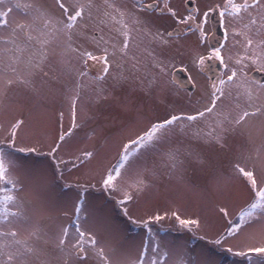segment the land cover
Listing matches in <instances>:
<instances>
[{
    "label": "snow or ice",
    "instance_id": "obj_1",
    "mask_svg": "<svg viewBox=\"0 0 264 264\" xmlns=\"http://www.w3.org/2000/svg\"><path fill=\"white\" fill-rule=\"evenodd\" d=\"M0 6V113H7L14 97L39 95L50 82L66 89L70 126L59 132L46 153L54 162L53 176L59 173L60 179L69 165V172L79 171L102 159L98 142L109 140V131L100 125L90 129L92 135L85 131L96 121L95 112L88 114L86 89L97 103L126 84H138L151 95L161 89L160 81L167 74L173 38L198 34V42L207 40L206 26L213 13L219 15L225 37V44L207 56L196 50L190 55L200 72L211 60L225 71L209 79L196 101L189 98L187 111L174 107L126 135L122 132L114 161L99 173L97 182L110 195L117 194L124 215L145 230L139 245L114 246L107 228L92 219L87 212L88 189L94 187L90 182L76 185L71 208L60 210L59 222L37 219L48 206L30 200L28 193L46 183V176L19 174L16 156L38 152L35 145L18 146L28 121L0 124L4 134L0 140V264H168L172 254L156 239L152 224L170 218L194 231L201 229L202 221L182 218L178 208L161 210L163 193H152V189L163 177L182 183L187 168L203 163L206 147L216 152L227 149L230 166V174L213 177L224 198L216 205V214L226 224L211 242L228 244L226 250L247 264H264V80L257 81L248 73L249 65L264 71V0H213L203 9L193 6L190 11H181L171 0H0ZM16 12L23 21L15 18ZM148 12L171 18L176 27L171 31L153 28ZM93 69L98 70L90 76ZM64 116L59 110L61 129ZM254 130L260 137L258 145ZM81 132L97 143L74 152ZM236 138L242 141L233 150L229 140ZM235 180L244 184L248 198L233 215L227 200ZM149 194L155 212L147 219H133L126 205ZM253 240L258 242H249ZM176 264L190 261L178 252Z\"/></svg>",
    "mask_w": 264,
    "mask_h": 264
},
{
    "label": "rangeland",
    "instance_id": "obj_2",
    "mask_svg": "<svg viewBox=\"0 0 264 264\" xmlns=\"http://www.w3.org/2000/svg\"><path fill=\"white\" fill-rule=\"evenodd\" d=\"M192 1L193 6H200L202 9L206 4L213 2V0ZM171 2L181 11H184L185 8L188 11L192 9L186 7L184 0H171ZM2 7L0 6V10ZM146 15L151 17L153 28L171 31L176 27L171 18L161 17L153 12H148ZM14 16L19 21L24 19L19 12L14 13ZM206 28L208 36L211 33L209 22ZM222 30L224 33L223 27ZM232 43V38L229 37L228 46L231 47ZM144 44L146 45L147 41ZM223 44H225V37ZM173 45L168 52L167 74L160 81L161 89L154 91L151 95L141 91L138 84L135 87L126 84L123 88H117L109 93L106 100L97 103L95 96L87 89L85 90L88 114L91 116L95 112L96 115V121L89 124L85 131L92 135L90 129L100 125L109 131L110 136L106 143L98 142V146L102 148V159L93 161L79 171L69 172L70 165L65 167L63 179L59 178V173L55 177L53 176L54 162L46 153L49 144L58 138L59 132L67 130L70 126L68 107L64 100L66 89L59 83L50 82L39 95L22 94L14 97L7 113H0V124L6 125L7 121L13 119L28 121L29 126L21 133L22 141H18V146L30 144L38 148L36 153H16L19 158V174L27 172L46 176V183L37 186L28 193L30 200L35 201L38 205L43 203L48 206V210L42 215L38 214L37 219L46 223L59 222L57 217H62L60 210L66 206L71 208V203L78 191L76 185L90 182L94 187L88 189L87 212L91 214L93 220L102 223L107 228V236L113 245H139L145 238V230L132 223L128 216L124 215L122 206L117 203L120 197L117 194L110 195L97 181L103 167L114 161L122 132L126 135L128 130L142 127L148 120L163 116L166 110L171 111L174 107L177 109L183 107L187 111L189 98L193 102L196 101L207 87L209 78L205 73L194 68L190 60L193 50L207 56L212 50L209 48L207 40L198 42V34H190L187 38L181 37L178 40L173 38ZM86 46L90 47L91 45ZM238 48L239 45H237ZM177 67L183 69L191 81L195 82L196 86L193 87L192 92L180 88L172 80V72ZM255 69L259 70L257 66L249 65L250 76ZM97 70H91L89 75H95ZM145 87H147V81ZM90 100L91 102H89ZM176 101L179 103H173ZM59 110L65 112L63 129L58 123ZM253 134L258 145L260 143L259 134L256 130ZM3 139L4 134L0 133V140ZM241 141L242 138L230 139L229 145L235 150ZM96 143L95 138L89 140L81 132L79 142L72 151L90 149ZM225 152H216L206 147L202 154L203 163H197L195 166L187 168L183 173L182 183H178L176 178L170 180L168 177H163L152 189V193H163L159 204L161 210L166 207L178 208L182 218H199L202 221L201 229L194 231L181 228L174 219L170 218L152 224V231L156 239L163 248L172 254L168 264H176V253L178 252H182L185 260L190 261V264H247L243 257L236 256L233 252L226 250L228 244L218 246L211 242L220 231H223L226 224V221H222L216 214V205L223 203L224 198L217 191L213 180L215 175L226 172L230 174V166ZM64 155L67 158V154ZM150 163L151 157L149 158ZM68 184L73 187H67ZM165 185L168 186L165 187ZM247 198L248 194L244 184L239 180L232 181L228 189L227 203L233 215ZM126 207H129V215L137 220L147 219L148 214L154 213L156 210L152 194L126 205ZM63 222L66 224L67 220ZM241 240L243 241L244 237H241ZM232 243L237 242L233 241Z\"/></svg>",
    "mask_w": 264,
    "mask_h": 264
},
{
    "label": "water",
    "instance_id": "obj_3",
    "mask_svg": "<svg viewBox=\"0 0 264 264\" xmlns=\"http://www.w3.org/2000/svg\"><path fill=\"white\" fill-rule=\"evenodd\" d=\"M185 5L188 9H191L193 7V1L190 0V2ZM209 23H210L211 33L208 35L207 44L210 49H215L221 46L223 39V30L219 15L213 13L209 20ZM214 69L215 68H212V70ZM217 70L219 71L220 68L218 67ZM251 76L257 81L264 80V72L255 71L251 74ZM210 78H214V76L211 75ZM172 80L175 83H177L180 86V88L185 89L187 92L193 91V84L189 82L190 79L183 70L181 69L174 70L172 73Z\"/></svg>",
    "mask_w": 264,
    "mask_h": 264
},
{
    "label": "flooded vegetation",
    "instance_id": "obj_4",
    "mask_svg": "<svg viewBox=\"0 0 264 264\" xmlns=\"http://www.w3.org/2000/svg\"><path fill=\"white\" fill-rule=\"evenodd\" d=\"M223 37H224V33H223ZM214 66H216L217 68L219 67L220 70L218 71L216 68H215L214 70H212V68H213ZM176 69H181V68L177 67ZM176 69H175V70H176ZM182 70H183V69H182ZM173 71H174V70H173ZM254 71L264 72V71H261V70H257V69H255V70L252 71V73H253ZM222 72H223V68H222V66L220 65V63L218 64V61H216V60L208 61V62H207L206 69L203 71V73H205L206 76H207L209 79H210V76H211V75L214 76V78H215L216 76H219ZM172 73H173V72H172Z\"/></svg>",
    "mask_w": 264,
    "mask_h": 264
},
{
    "label": "bare ground",
    "instance_id": "obj_5",
    "mask_svg": "<svg viewBox=\"0 0 264 264\" xmlns=\"http://www.w3.org/2000/svg\"><path fill=\"white\" fill-rule=\"evenodd\" d=\"M210 30H211V28H210ZM223 42H224V37H223V39H222V43H221V45L223 44ZM213 68H216L217 69V67L216 66H214ZM255 72V71H254ZM186 73V72H185ZM187 74V73H186ZM187 76L189 77V75L187 74ZM189 79H190V77H189ZM191 80V79H190Z\"/></svg>",
    "mask_w": 264,
    "mask_h": 264
}]
</instances>
